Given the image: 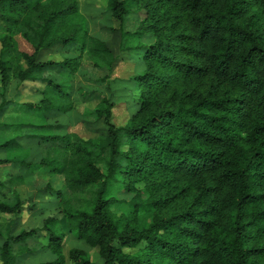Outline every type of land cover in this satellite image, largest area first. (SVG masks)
<instances>
[{
  "label": "trees",
  "instance_id": "16d2710c",
  "mask_svg": "<svg viewBox=\"0 0 264 264\" xmlns=\"http://www.w3.org/2000/svg\"><path fill=\"white\" fill-rule=\"evenodd\" d=\"M107 9L121 27L144 12L134 32L121 29V47L139 43L145 63L133 78V115L116 125L105 96L94 112L107 133L37 134L46 147L39 163L17 154L16 136L0 140V166L62 175L65 187L48 182L46 190L59 198L70 233L104 264H264V0H107ZM148 35L153 41L142 43ZM0 43V118L11 105L45 117L69 112L71 87L61 76L76 73L85 53L98 68L116 59L90 33L80 0H0ZM77 45L79 55L45 58ZM13 80L44 83L41 99H8ZM24 182L20 173L0 177L1 213L24 209L7 201ZM67 235L56 216L17 233L0 227V264H25L30 240L56 257L38 264H95L84 249L65 252Z\"/></svg>",
  "mask_w": 264,
  "mask_h": 264
},
{
  "label": "rangeland",
  "instance_id": "374dc122",
  "mask_svg": "<svg viewBox=\"0 0 264 264\" xmlns=\"http://www.w3.org/2000/svg\"><path fill=\"white\" fill-rule=\"evenodd\" d=\"M80 9L88 20L90 33L104 39L113 51L116 59L111 69L106 67H95L92 60L85 53L80 69L72 75H63L62 81L71 87L74 108L67 113H51L47 117L40 112L24 111L18 105H11L0 118V140L16 136L22 145L17 154L28 162L39 163L46 154V147L39 144L35 135H71L83 138H94L107 133L108 127L102 119L95 115V107L103 97L110 98L115 103L113 109V122L116 125H124L133 115L137 108L138 92L134 83V76L145 70L143 51L135 41L131 42V49H123L122 30L134 32L139 26L144 12H133L127 16L123 27L113 19L107 9V0H80ZM111 28H115L113 32ZM153 37L148 35L142 38V43L149 44ZM22 50L32 51L30 45L23 39H19ZM1 49V43H0ZM81 46H69L62 51L45 54V58L61 60L67 56L79 55ZM55 74V72H53ZM50 74V73H47ZM44 83L41 81H25L18 84L13 80L7 89L6 97L16 100L19 105L23 102L37 103L41 99L40 89ZM54 125L51 130H42L39 126ZM8 125V128H4ZM7 153L0 150V158ZM36 169V168H35ZM37 172H30L26 168L15 165L0 166V177H8L11 174H22L25 182L13 186L15 197L7 200L14 203L17 199L24 202V209L18 215L4 214L0 212V227L7 233H17L22 229L41 228L45 218L49 216L60 217L64 231L68 234L64 249L68 254L72 248H81L89 253L95 264H104L98 250L87 245L83 240L77 239L70 233L68 223L63 214L59 198L55 193L46 190L48 182L58 189L65 187L62 175H53L47 169L38 168ZM117 194V193H116ZM146 193L143 194L146 197ZM120 198L130 199V194L119 193ZM121 208L128 212L130 207L127 203ZM120 210V206L115 208ZM47 243L45 232L39 239ZM3 240L0 239V243ZM29 247L33 248L31 253L23 255L25 264H38L55 259V255L46 247L39 246L37 242L30 240ZM68 263H72L68 259Z\"/></svg>",
  "mask_w": 264,
  "mask_h": 264
}]
</instances>
